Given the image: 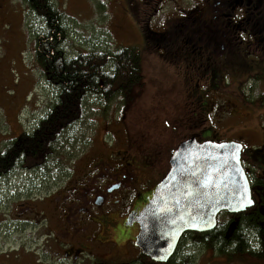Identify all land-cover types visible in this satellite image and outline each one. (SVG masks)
Listing matches in <instances>:
<instances>
[{
    "label": "rangeland",
    "instance_id": "374dc122",
    "mask_svg": "<svg viewBox=\"0 0 264 264\" xmlns=\"http://www.w3.org/2000/svg\"><path fill=\"white\" fill-rule=\"evenodd\" d=\"M53 1L65 12L70 28L62 45L68 56L91 50L98 41L103 43L101 48L109 51L114 46L136 48L142 58L144 79L128 103L121 98L103 103L92 97L81 122L61 136L45 164L27 170L20 166L0 178L4 228L9 232L12 228L5 208L17 195L36 192L56 172L70 169L74 159L88 148L89 156L120 152L132 161H143L146 156L156 159L159 173L155 182H159L179 143L191 135L202 139L201 131L206 128L205 134L210 135L209 126H214L213 137L217 140H251L248 150L261 157L250 165L257 168L256 172L264 170V150L258 149L259 144L264 145V131L256 132L264 125V107L254 102L264 91V80L238 81L240 72L213 88L207 79L211 71L216 69L222 75L227 69L220 42L209 44V29H205L202 41L211 47L203 48L186 44L185 35L159 40L160 44L155 45L141 26V20H148L156 31L174 32L186 24L183 20L194 9L197 14L203 12L210 0ZM44 29V22L32 14L25 0H0V145L14 133L34 128L56 96L55 87L36 59V39ZM199 37L195 35L194 40H201ZM228 104L231 111H243L250 118L239 121L230 116V111L220 117L218 108ZM2 236L5 237L0 225V250L8 249L14 244L15 228L8 244L3 243Z\"/></svg>",
    "mask_w": 264,
    "mask_h": 264
},
{
    "label": "flooded vegetation",
    "instance_id": "af4514ba",
    "mask_svg": "<svg viewBox=\"0 0 264 264\" xmlns=\"http://www.w3.org/2000/svg\"><path fill=\"white\" fill-rule=\"evenodd\" d=\"M221 1L218 0L219 3ZM224 2L222 6L229 5L226 0ZM216 5L214 0H210L203 12L197 14V9H194L188 21L191 32L198 28L203 31L209 28L213 43L223 38L218 30L219 25H216L223 17L216 14ZM196 44L205 47L203 41ZM222 107L220 105L218 108L220 117L224 118L230 111V116L238 117L240 120L236 119L239 121L250 118L243 111L239 114L237 110L231 111V104ZM211 129L214 131V126ZM258 129L264 131V125L256 129L257 133ZM205 131H201L202 139L197 137L200 141L217 140L213 137V131L210 130L212 135H206ZM22 134L14 133L4 139L6 142L0 145V150ZM236 140L243 144L242 161L247 173H250L255 167L250 164H255L261 155L248 150L247 145L251 140L247 137L246 140L243 137ZM259 148L264 150V145L259 144ZM89 153L88 148L74 159L70 169L56 172L54 178L36 192L17 195L5 208L12 224L10 232L4 228L6 220L3 221L4 210L1 208L0 225L5 236H2L3 243L8 244L12 240L10 233L13 228L16 237L8 249L0 250V264H264V242H253L245 248L221 249L214 240L204 237L211 230L186 232L187 237L184 239L185 233L180 240L185 241L184 254L177 253L179 242L168 261L151 259L136 244L141 230L137 215L146 206L157 185L155 176L159 170L154 165L158 162L153 159L148 161L147 158L132 161L120 152L91 156ZM81 160L84 162L81 163ZM20 166L25 170L33 169L32 165ZM252 193L256 205L253 181ZM260 208L264 211V206ZM232 224L225 225L230 227ZM121 226L123 229H120ZM239 226L240 223H237L236 227ZM225 232L233 234L229 229Z\"/></svg>",
    "mask_w": 264,
    "mask_h": 264
},
{
    "label": "trees",
    "instance_id": "16d2710c",
    "mask_svg": "<svg viewBox=\"0 0 264 264\" xmlns=\"http://www.w3.org/2000/svg\"><path fill=\"white\" fill-rule=\"evenodd\" d=\"M226 1L229 5L222 6L224 0L220 3L214 0L217 4L214 6L216 14L223 17V20L216 23L223 38L217 40L224 50L222 52L227 71L222 72V75L216 69L211 71L207 79L213 88L219 87L222 79L240 72L241 78H237L238 81L244 78L264 80V0ZM25 2L32 14L45 25L37 38L36 59L55 87L56 96L31 133H23L19 139L10 140L0 150V178L13 173L19 164L26 167L45 164L61 136L81 122L86 104L92 97L99 98L103 103H110L114 98H121L123 103H128L144 79L142 58L136 48L114 46L109 51L101 48L103 43L98 41L91 50H79L75 55L68 56L62 47L70 30L65 12L53 0ZM189 19L190 16L183 20L186 24L180 29H174V32H158L151 28L148 20H141V26L145 36L155 45L181 35H185L186 44L195 45L194 36L200 35L202 39L206 30L198 28L191 32L187 22ZM258 96L254 102L264 107V91ZM158 163L154 165L157 169ZM255 169L253 167L250 175L254 183L256 205L246 212L220 213L217 226L205 236L202 235L214 240L221 249L245 248L253 242H264V225H261L264 222V211L260 208L264 206V170L256 172ZM226 223L233 224L228 227ZM237 223H240L239 227H236ZM226 229L233 234L226 233ZM228 237L230 239H226ZM184 248L185 241L182 240L177 253L182 254Z\"/></svg>",
    "mask_w": 264,
    "mask_h": 264
},
{
    "label": "water",
    "instance_id": "95a60500",
    "mask_svg": "<svg viewBox=\"0 0 264 264\" xmlns=\"http://www.w3.org/2000/svg\"><path fill=\"white\" fill-rule=\"evenodd\" d=\"M237 141L183 140L170 168L137 215L136 244L155 261L166 262L186 231L215 228L221 211L235 214L255 205L252 185Z\"/></svg>",
    "mask_w": 264,
    "mask_h": 264
}]
</instances>
